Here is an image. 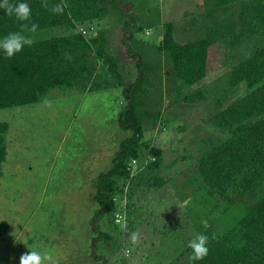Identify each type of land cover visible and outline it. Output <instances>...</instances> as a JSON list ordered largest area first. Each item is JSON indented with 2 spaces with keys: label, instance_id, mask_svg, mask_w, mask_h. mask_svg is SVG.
Instances as JSON below:
<instances>
[{
  "label": "rangeland",
  "instance_id": "obj_1",
  "mask_svg": "<svg viewBox=\"0 0 264 264\" xmlns=\"http://www.w3.org/2000/svg\"><path fill=\"white\" fill-rule=\"evenodd\" d=\"M215 5V0L100 3L107 8L105 18L77 24L87 31L79 34L95 39L94 74L80 76L73 90L51 89L38 104L0 110V122L10 125L0 177V221L9 230L0 238V264H20L30 250L51 254L54 264L191 263L187 244L219 201L199 172V160L231 135L211 119L249 92L245 84L231 86V70L264 45V29L251 23L241 4L227 12ZM169 24L178 44L223 27L212 52L210 67L216 70L198 84L181 80L159 50ZM67 33L58 27L29 36L35 42ZM141 75L145 93L137 112L146 146L129 178L118 184L116 208L94 220L98 177L133 134L120 126L119 116L130 102L129 86ZM152 148L162 156L151 154ZM251 204L247 197L221 215L215 228L225 232ZM117 214L125 217L127 231ZM133 231L140 234L136 244L129 239Z\"/></svg>",
  "mask_w": 264,
  "mask_h": 264
},
{
  "label": "trees",
  "instance_id": "obj_2",
  "mask_svg": "<svg viewBox=\"0 0 264 264\" xmlns=\"http://www.w3.org/2000/svg\"><path fill=\"white\" fill-rule=\"evenodd\" d=\"M10 2L29 4L32 12L29 23H37V31L61 27L68 33L35 41L12 58H6L0 50V110L38 104L51 89L73 90L80 76L94 74L96 64L92 61L91 42L95 39L89 41L79 34L77 24L105 18L107 8L99 7V4L119 6V0H68V3L47 0L48 8L42 7L45 0ZM238 3L250 12L251 23L264 29L263 0H215V6H224L226 12ZM56 4L64 5L62 14L51 11ZM19 24L15 17L5 15L0 9V38L17 31ZM222 34L223 27L216 26L205 38L178 44L173 25L169 24L159 50L168 58L177 76L192 86L216 70L210 67L212 52L215 40ZM141 65L142 56L138 61V66ZM230 78L232 87L245 84L249 92L211 119L215 127L226 129L231 135L199 160V172L219 201L214 216L200 228V233L209 237L208 255L203 260H191L190 264H264V45L257 48L252 57L234 66ZM144 82L141 75L129 86L130 102L121 112L119 124L123 129H131L133 134L122 141L110 170L98 177L96 199L99 209L94 220L102 219L106 212L116 208L118 184L129 178L130 162L139 159L142 147L146 146L142 142L144 130L137 112L139 97L145 93ZM9 128L8 123L0 122V177L8 156L6 137ZM150 152L156 157L162 156L160 150L152 148ZM247 197L252 204L247 206L243 217L225 232L218 231L215 226L219 217L228 214ZM8 230V224L0 221V238ZM95 230L99 233L98 238L105 237L97 227ZM188 253L192 255L190 248Z\"/></svg>",
  "mask_w": 264,
  "mask_h": 264
},
{
  "label": "clouds",
  "instance_id": "obj_3",
  "mask_svg": "<svg viewBox=\"0 0 264 264\" xmlns=\"http://www.w3.org/2000/svg\"><path fill=\"white\" fill-rule=\"evenodd\" d=\"M42 7L48 8L47 0L42 4ZM0 9L4 10L5 15L15 17L20 22L19 29L14 32H9L3 38H0V50H2L6 58H12L17 53L21 52L25 46H32L34 40L31 36L25 33H35L39 25L37 23H29L31 20V8L25 2L12 3L10 0H0ZM51 11L54 14H62L64 12L63 4H56L52 6ZM120 228L127 231V222L125 217H120L117 221ZM129 239L133 244L139 242L140 234L138 231H133L129 234ZM213 239L215 237L213 236ZM209 237L205 234H197L191 239L187 247L192 250L190 260H203L208 255ZM20 264H54L51 254H42L37 250H30L28 253L21 255Z\"/></svg>",
  "mask_w": 264,
  "mask_h": 264
},
{
  "label": "built area",
  "instance_id": "obj_4",
  "mask_svg": "<svg viewBox=\"0 0 264 264\" xmlns=\"http://www.w3.org/2000/svg\"><path fill=\"white\" fill-rule=\"evenodd\" d=\"M77 31H79V33L81 32L82 34H86V33H87V31H86L85 29H83L82 27H79V29H77ZM136 162H137L136 159H133V160L130 162V164H129V168H128V170L130 171V173H131V171H132L133 165H134ZM120 217H121V215H119V214L116 215V222L120 219Z\"/></svg>",
  "mask_w": 264,
  "mask_h": 264
},
{
  "label": "crops",
  "instance_id": "obj_5",
  "mask_svg": "<svg viewBox=\"0 0 264 264\" xmlns=\"http://www.w3.org/2000/svg\"><path fill=\"white\" fill-rule=\"evenodd\" d=\"M96 259V258H95Z\"/></svg>",
  "mask_w": 264,
  "mask_h": 264
}]
</instances>
